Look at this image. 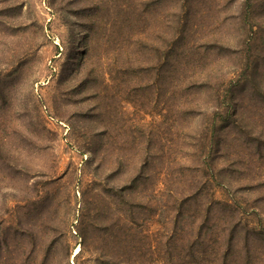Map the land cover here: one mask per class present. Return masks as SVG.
<instances>
[{
	"label": "rangeland",
	"instance_id": "rangeland-1",
	"mask_svg": "<svg viewBox=\"0 0 264 264\" xmlns=\"http://www.w3.org/2000/svg\"><path fill=\"white\" fill-rule=\"evenodd\" d=\"M0 264H264V0H0Z\"/></svg>",
	"mask_w": 264,
	"mask_h": 264
}]
</instances>
